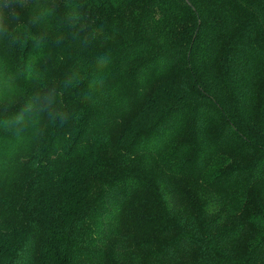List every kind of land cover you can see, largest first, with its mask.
<instances>
[{
	"label": "trees",
	"instance_id": "16d2710c",
	"mask_svg": "<svg viewBox=\"0 0 264 264\" xmlns=\"http://www.w3.org/2000/svg\"><path fill=\"white\" fill-rule=\"evenodd\" d=\"M0 264H264V0H0Z\"/></svg>",
	"mask_w": 264,
	"mask_h": 264
},
{
	"label": "rangeland",
	"instance_id": "374dc122",
	"mask_svg": "<svg viewBox=\"0 0 264 264\" xmlns=\"http://www.w3.org/2000/svg\"><path fill=\"white\" fill-rule=\"evenodd\" d=\"M10 6L8 7V9L10 10ZM13 10L17 9L15 6H13L12 8ZM8 10V11H9ZM13 10H10L8 13L5 14V21H8V19L11 17L10 14H12ZM65 25V22L62 18H60V26L61 28ZM8 31V29H7ZM12 31V30H11ZM10 34H12V32H9ZM17 94H21V92H17ZM3 97L5 98H9L10 96L7 94H4ZM150 198H148L147 203H149ZM140 205H142L140 203ZM137 209V206L135 207H131L128 210V214H127V223L124 224V226H126L128 223H131L132 221V217H133V213L135 212V210ZM140 213L142 214V208L140 209ZM133 234V238L138 240V241H144L145 239H150L151 241L155 240V239H159V235L156 233L155 228L152 226L150 219H143L140 222H136L135 225H133L131 232Z\"/></svg>",
	"mask_w": 264,
	"mask_h": 264
},
{
	"label": "water",
	"instance_id": "95a60500",
	"mask_svg": "<svg viewBox=\"0 0 264 264\" xmlns=\"http://www.w3.org/2000/svg\"><path fill=\"white\" fill-rule=\"evenodd\" d=\"M27 162V160H23V163H26Z\"/></svg>",
	"mask_w": 264,
	"mask_h": 264
}]
</instances>
